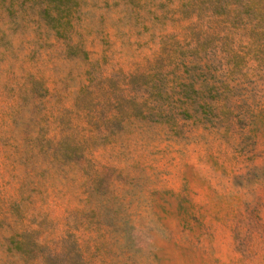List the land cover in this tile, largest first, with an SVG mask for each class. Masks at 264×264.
Listing matches in <instances>:
<instances>
[{"label": "rangeland", "instance_id": "obj_1", "mask_svg": "<svg viewBox=\"0 0 264 264\" xmlns=\"http://www.w3.org/2000/svg\"><path fill=\"white\" fill-rule=\"evenodd\" d=\"M0 264H264V0H0Z\"/></svg>", "mask_w": 264, "mask_h": 264}]
</instances>
